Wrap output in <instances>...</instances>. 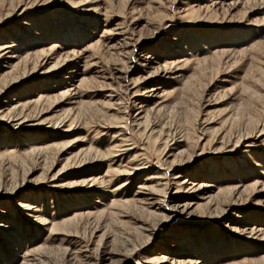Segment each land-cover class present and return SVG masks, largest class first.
I'll return each mask as SVG.
<instances>
[{
	"label": "rangeland",
	"instance_id": "obj_1",
	"mask_svg": "<svg viewBox=\"0 0 264 264\" xmlns=\"http://www.w3.org/2000/svg\"><path fill=\"white\" fill-rule=\"evenodd\" d=\"M260 1L0 0V264H264Z\"/></svg>",
	"mask_w": 264,
	"mask_h": 264
},
{
	"label": "bare ground",
	"instance_id": "obj_2",
	"mask_svg": "<svg viewBox=\"0 0 264 264\" xmlns=\"http://www.w3.org/2000/svg\"><path fill=\"white\" fill-rule=\"evenodd\" d=\"M257 1V0H256ZM261 2V1H260ZM263 5H264V1L263 2H261ZM156 224V223H155Z\"/></svg>",
	"mask_w": 264,
	"mask_h": 264
}]
</instances>
